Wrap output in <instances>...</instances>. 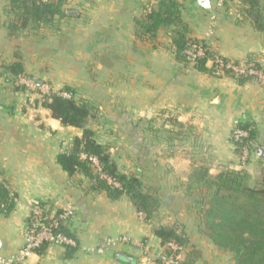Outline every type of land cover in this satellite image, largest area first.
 Listing matches in <instances>:
<instances>
[{
	"label": "crops",
	"instance_id": "1",
	"mask_svg": "<svg viewBox=\"0 0 264 264\" xmlns=\"http://www.w3.org/2000/svg\"><path fill=\"white\" fill-rule=\"evenodd\" d=\"M157 1L77 0L67 7L75 15L59 21V35L42 29L24 36L12 27L11 0H0V182L14 203L9 214L0 213V256L22 249L33 205L54 214L70 203L77 209L68 225L78 241L74 256L66 259L64 248L46 246L26 264H153L163 254L153 229L174 222L184 225L201 252L199 264H228L229 253L200 232V205L208 191L190 178L199 168L212 177L229 169L246 172L251 186L257 183L263 163L253 152L239 167L232 135L240 124L255 123L264 146V86L185 66L175 58L167 32L138 40L135 22ZM245 10L240 0H226L213 13L185 0L183 19L190 37L204 40L212 52L231 61L254 57L264 65V33L245 18ZM15 62L28 78L14 80L6 67ZM23 79L37 81L39 89L72 87L99 109L93 129L100 136L108 128L109 142H123L111 154L121 172L158 195L155 220L144 221L127 197L112 201L91 192L84 176L70 177L62 169L58 155L82 132L53 119L36 104L34 91L17 90ZM121 237L142 242L145 250L130 244L101 254L85 250Z\"/></svg>",
	"mask_w": 264,
	"mask_h": 264
},
{
	"label": "trees",
	"instance_id": "2",
	"mask_svg": "<svg viewBox=\"0 0 264 264\" xmlns=\"http://www.w3.org/2000/svg\"><path fill=\"white\" fill-rule=\"evenodd\" d=\"M74 1L77 0H11V13L14 16L12 27L19 31H38L52 27L60 20L69 18L67 6ZM184 1L158 0L155 7L146 10L136 20L135 36L140 41H149L156 39L161 32H167L171 37L172 51L180 63L192 65L203 73L217 75L214 66L207 68L211 53L196 59H189L186 54L193 45L208 46L204 40L190 37V29L183 19ZM240 1L246 7L245 18L256 30L264 33V0ZM244 62L246 65L260 67L254 57H248ZM6 70L14 80L28 78L21 62L12 63ZM224 75L236 79L241 85L254 81L248 77H234L231 71ZM17 90L24 93L28 91L21 84H18ZM62 92L68 93L69 97L51 89L35 101L47 109L51 117L63 127L76 128L82 132L80 137L73 139L66 152L58 155L59 165L70 177L84 176L89 191L105 193L112 201L127 197L144 221L150 223L155 220L161 207L158 195L146 189L137 176L121 172L110 147L98 140L91 123L98 119L99 109L78 97L72 87L66 86ZM238 128L247 131L249 136L243 141L234 142L236 154L241 156L245 148L250 153L254 152L255 147L260 146L257 125L243 123ZM92 158L96 159L97 165L91 161ZM190 182L208 191V196L200 205V232L215 247L233 254L234 264H264V165L254 186L250 185V177L246 172L229 169L212 177L207 169L199 168L191 175ZM13 204L10 192L0 182V213L9 214ZM62 230L75 238L68 226L62 227ZM153 234L160 240L165 257L178 260V264H199L201 252L191 245L184 225L178 222L159 225L153 229ZM170 243L177 244L183 250L171 251L168 247ZM65 250L66 259H71L76 252V248L72 247ZM152 263L164 264L160 258L152 260Z\"/></svg>",
	"mask_w": 264,
	"mask_h": 264
},
{
	"label": "built area",
	"instance_id": "3",
	"mask_svg": "<svg viewBox=\"0 0 264 264\" xmlns=\"http://www.w3.org/2000/svg\"><path fill=\"white\" fill-rule=\"evenodd\" d=\"M43 2L51 0H42ZM214 11H221L225 7L226 0H210ZM208 46V45H207ZM209 46L203 47L202 45H193L186 51L189 59L203 58L210 54L209 61L214 66L215 70L219 74H225L227 71H231L234 77H248L252 80L260 83L264 86V65L260 63V67H254L246 65L244 61H229L223 58L221 55L212 52ZM22 83L28 88H34V83L31 80L23 79ZM49 91L48 88L43 92ZM68 98L67 93L62 94ZM248 132L240 128H236L233 131V142H240L248 138ZM250 159V151L245 148L239 157V167H245ZM91 161L97 165L96 159L92 158ZM118 187V185H116ZM76 207L73 204H67L59 212L51 214L41 205H33L30 210L29 222L25 228L23 236V246L18 254L11 257L0 256V264H26L27 260L36 254L40 249L46 246H58L62 248L72 247L77 248V240L67 235L62 227L68 226L69 223L75 218ZM141 215V214H140ZM142 217V216H141ZM121 244H130L136 246L141 250H145L142 242L136 243L128 237H121L116 240L106 239L101 247L96 249L85 248L87 252L96 251L97 253H103L105 250L116 247ZM168 247L173 252H180L183 249L175 243L168 244ZM146 257L150 259L149 253L146 252ZM164 264H178V260L173 258H167L163 254L159 257Z\"/></svg>",
	"mask_w": 264,
	"mask_h": 264
},
{
	"label": "rangeland",
	"instance_id": "4",
	"mask_svg": "<svg viewBox=\"0 0 264 264\" xmlns=\"http://www.w3.org/2000/svg\"><path fill=\"white\" fill-rule=\"evenodd\" d=\"M93 1H95V0H93ZM87 3H93V2H87ZM72 4V2H70L69 4H68V6L67 7H69L70 5ZM44 29H46V28H44ZM40 30H42V29H40ZM40 30H38V31H33V30H30V29H27V30H23V31H21V33H22V35H31V34H34V33H38ZM47 30H50L51 31V33H52V35H59V31H60V26H59V22H57V24L56 25H53L52 27H49V28H47ZM33 83H34V88H28V87H26L27 89H29L30 91L32 90V91H34V93H37L38 94V96H36V98L37 99H41V94H46V93H48L51 89L52 90H54L53 88H51L49 85H46L45 87H44V89H46V88H48L49 89V91H47V92H43V87L42 88H40L39 89V87L37 86V81H33ZM21 85H23V84H21ZM55 91V90H54ZM55 92H60L61 94H63V93H65V92H62V89L61 90H57V91H55ZM68 94V93H67ZM69 95V94H68ZM78 96V95H77ZM79 97V96H78ZM81 98V97H80ZM83 99V98H82ZM100 114V111H99V113H98V119H99V115ZM97 119V120H98ZM97 120L96 121H94V122H92L91 124H92V126L97 122ZM110 132L109 130H108V128H106V133L104 134V135H98L97 134V137H98V140L99 141H101L103 144H105V145H107V146H109L110 147V151H112V148L114 149V144L116 145V143H117V146L118 147H120V148H123V142L120 140V141H115V139H113L112 141H108V136H110L109 134H108V132ZM107 135V138L105 137ZM251 154L253 155V152L252 153H250V156H251ZM263 165H264V163H263ZM250 185H251V183H250ZM253 186V185H252ZM51 246H54V245H51ZM228 264H234V255L233 254H231V253H229V255H228Z\"/></svg>",
	"mask_w": 264,
	"mask_h": 264
},
{
	"label": "water",
	"instance_id": "5",
	"mask_svg": "<svg viewBox=\"0 0 264 264\" xmlns=\"http://www.w3.org/2000/svg\"><path fill=\"white\" fill-rule=\"evenodd\" d=\"M197 5L203 9L204 11L208 12V13H213V8L211 5V1L210 0H195ZM69 15H75L74 12H69ZM1 109V107H0ZM257 159L261 162L264 163V146H256L255 150H254Z\"/></svg>",
	"mask_w": 264,
	"mask_h": 264
}]
</instances>
